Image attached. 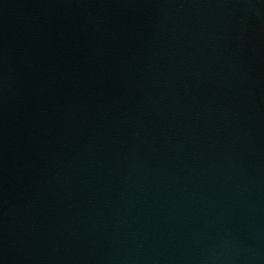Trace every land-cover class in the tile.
Returning <instances> with one entry per match:
<instances>
[{
  "label": "water",
  "instance_id": "obj_1",
  "mask_svg": "<svg viewBox=\"0 0 264 264\" xmlns=\"http://www.w3.org/2000/svg\"><path fill=\"white\" fill-rule=\"evenodd\" d=\"M0 264H264V0H0Z\"/></svg>",
  "mask_w": 264,
  "mask_h": 264
}]
</instances>
